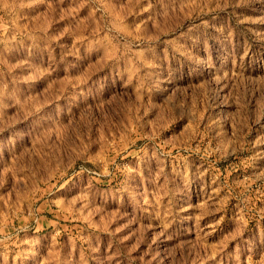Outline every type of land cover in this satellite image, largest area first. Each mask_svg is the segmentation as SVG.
Returning <instances> with one entry per match:
<instances>
[{
  "label": "rangeland",
  "instance_id": "1",
  "mask_svg": "<svg viewBox=\"0 0 264 264\" xmlns=\"http://www.w3.org/2000/svg\"><path fill=\"white\" fill-rule=\"evenodd\" d=\"M0 264H264V0H0Z\"/></svg>",
  "mask_w": 264,
  "mask_h": 264
}]
</instances>
